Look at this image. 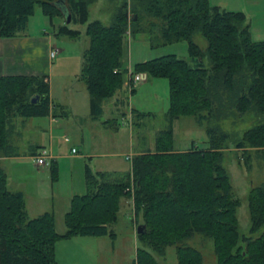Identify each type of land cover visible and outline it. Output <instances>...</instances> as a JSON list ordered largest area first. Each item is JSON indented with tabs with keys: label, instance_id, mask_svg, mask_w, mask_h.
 <instances>
[{
	"label": "trees",
	"instance_id": "trees-1",
	"mask_svg": "<svg viewBox=\"0 0 264 264\" xmlns=\"http://www.w3.org/2000/svg\"><path fill=\"white\" fill-rule=\"evenodd\" d=\"M95 1L0 0V38L24 36L37 5L51 21L69 14L72 22L87 24L90 47L82 79L94 119L103 113V102L123 89L129 71L128 35L147 32L160 36L163 45L187 42L190 60L168 55L132 69L169 81V128L157 135L153 151L133 157L131 172L120 173L116 180H111V173L86 168L89 190L72 198L64 234L57 232L53 213L29 218L24 194L9 190L7 174L0 167V264H57L56 244L61 240L113 238L111 226L118 221L121 201L131 196V184L135 213L142 220L139 226H146L137 238L141 244L137 264H159L156 256L169 247H175L178 264H203L202 252L186 244L196 236L213 241L217 264H264V183L249 192L250 236H242L237 215L241 202L234 197L223 164L231 133L210 127L208 148L182 151L175 149L173 128L175 120L184 117L222 123L252 116L258 122L243 133L236 148L248 160L250 152L264 160V41L253 40L243 12L214 7L209 0H122L109 26L100 20L88 22L89 6ZM60 34L80 35L66 26ZM197 34L206 40L205 50L195 43ZM50 113L47 77H0V159L12 157L13 118ZM142 116L137 115L136 126ZM50 170L56 180L54 160Z\"/></svg>",
	"mask_w": 264,
	"mask_h": 264
},
{
	"label": "rangeland",
	"instance_id": "rangeland-1",
	"mask_svg": "<svg viewBox=\"0 0 264 264\" xmlns=\"http://www.w3.org/2000/svg\"><path fill=\"white\" fill-rule=\"evenodd\" d=\"M121 4L122 0L95 1L89 6L88 22L100 20L106 26L111 25L113 16ZM261 8L260 13H264V7ZM128 15L131 17L130 12ZM64 26L78 31L80 35L78 37L61 35L60 29ZM26 32L31 35L38 32L50 35L55 48L62 51L53 62L55 74L52 78L50 96L55 104L51 105L56 115L62 114L64 111L62 107L65 105L71 106L74 114H70L68 123H64L67 118H60L58 121L62 126L55 125L52 128L48 116L13 118L9 132L12 158L0 161V167L7 174L10 191L21 192L23 190L27 196H34L38 192L43 193L45 200L42 203L46 208L54 201L57 208L56 230L59 234H64L67 231L64 220L65 205L68 206L70 199L74 196L88 193L87 167L96 173L100 168H109L107 163L112 161L114 163L112 168L123 169L110 171L113 175L111 180H116L122 171L130 169L127 155L135 157L139 150H154L157 135L167 130L170 125L167 116L171 105L170 85L165 78L149 77L148 82L146 81V84L140 86L139 90L131 95L132 107L144 115L136 126L135 114H133V129L127 123L130 113L128 100L125 105H121L116 110L112 106L110 108L111 100H107L103 104L104 111L100 118L93 120L89 109L90 94L82 79L85 54L90 47V38L86 33L87 24L69 22L68 15L57 17L52 22L44 15L41 6L37 5L35 15L30 18ZM194 41L202 50L207 48V42L201 35L197 34ZM125 54L126 62L129 64L130 59L129 66L132 69L138 63L168 55L190 60L187 42L163 45L160 36L154 34L151 36L147 32L128 35ZM204 63L207 68H210L208 58H205ZM257 122L258 120L254 121L252 116L222 123L184 117L175 120L173 125L175 149L182 151L192 146L199 149L208 148L207 129L210 127L219 126L231 133L233 140L225 151L223 164L231 178L234 197L241 202L237 215L242 236H250L248 195L251 188L264 183V160L255 152H250L248 160L243 155V151L237 150L236 143L243 133ZM51 137L53 140L52 156L58 164L56 180L53 179L50 170L52 161L46 167L38 168L31 155L35 150L34 146L43 145L50 151ZM66 137L70 142L65 141ZM72 148H76L79 152L78 156L71 152ZM88 154L96 157L88 158ZM106 154H114L115 157H103ZM141 221L137 219L134 192H131L129 198L121 201L118 221L111 226V230L115 233L113 238L110 236L74 237L60 241L56 244L57 264H137V250L141 247L137 239L138 227ZM257 236L259 234L255 235ZM84 239L97 241L94 247L100 251V261L96 260L92 254H88L92 247L88 244L86 248ZM186 244L202 252L203 264H217L211 239L196 236L188 240ZM240 245L244 246L242 242ZM156 257L159 264H178L175 247L167 248L164 255Z\"/></svg>",
	"mask_w": 264,
	"mask_h": 264
},
{
	"label": "crops",
	"instance_id": "crops-1",
	"mask_svg": "<svg viewBox=\"0 0 264 264\" xmlns=\"http://www.w3.org/2000/svg\"><path fill=\"white\" fill-rule=\"evenodd\" d=\"M209 1H210V4L212 6L219 7L223 10L233 11V12H243L247 17V23L250 27V32H251V36H252L253 40L254 41H264V13L263 12L260 13V10L262 11L261 7H264V0H209ZM54 48H55V46L53 44L52 38L50 37V35L44 34V32H38L35 35H31V34L26 32V34L24 36H20V37H16V38H5V39L0 38V77H3V76H41V77H47L48 83L50 85V95H51L52 94V85H51L52 84V78L55 74L53 62L57 59V58L54 60L50 59L51 50ZM61 52L62 51L59 49V54ZM129 64H130V59H129ZM129 64L127 63V66L129 69L132 70V68L129 66ZM146 81L148 82V76H147ZM146 81L136 88V92H137V90H139L138 88L140 86L147 83ZM126 82H127V75L125 76L123 89L121 91H119L113 98L108 99V100H111L110 108L112 106L113 109L116 110L121 105H125L126 98L128 97V101L130 100L129 101V109L133 114H135V122L137 123V115H139L140 113L137 112L134 107H132L131 97L129 98L128 90L126 87ZM50 98H51V96H50ZM106 101H104L103 104ZM51 104L53 106L55 104V101L52 98H51ZM52 105H51V113L48 116L51 128L54 127L55 125L62 126L61 122L58 121L60 118L61 119L67 118L66 120H64V123H68L69 122L68 118L70 117V114H74V111L71 108V106L67 107L66 105L65 106L63 105L64 107H62V108L64 109L63 113L65 114V116H62V114L59 116V115L55 114V112H54L55 109L54 108L52 109ZM89 107H90V102H89ZM90 114H91V112H90ZM92 119L98 120V119H94L93 117H92ZM129 126H131L133 129L132 125H129ZM83 144H84V141H83ZM52 148H53V140L51 137L50 142H49L50 151H48L46 149V147H44L43 145L34 146L33 149H35V150L33 151V153L31 155H32V157H34L35 155H37L39 153L40 150H43V149L47 150L51 155H53L52 154ZM73 149H76V148H72L71 152ZM151 151H153V150H151ZM142 152H144V150H139V152L137 154L142 153ZM78 153L79 152L77 151V153H73V154L78 156ZM87 157L93 159L96 156H92V155L88 154ZM97 157H99V156H97ZM103 157L113 158V157H115V155L114 154H109V155L106 154V155H103ZM128 157L133 158V156L127 155V160L130 162V169L127 171H122L121 173L131 172V170H132V161L130 159H128ZM10 158H12V157H3L0 159V161L10 159ZM53 160L54 159H52V161ZM54 161H55V164H56L57 170H58L57 161L56 160H54ZM92 162L93 161H91V163ZM107 165L109 166V168H100L99 170H97L96 173H99V172L110 173V171H121V170H123V169H119V168H112V167H114L113 166L114 163L112 161H110V162L108 161ZM36 167L43 168L41 166H38L37 164H36ZM21 192L25 196L26 208H27L29 218L35 219V218H38V217L44 215L45 213H53L55 216V220H56L57 208L55 207L54 201L51 202V206H48L46 208V206L43 207V203H42L45 200V199H43L45 197L42 196L43 193L40 194L38 192L34 196L33 195L27 196L23 190H21ZM53 200H55V199H53ZM71 200H72V198L70 199L68 206L65 205L64 218H65L66 213L70 209ZM67 240H70V239H67ZM84 240H85L84 245L86 246V248L88 247V244H90L89 247H92L91 249H89L88 254H92L96 260L100 261V259H101L100 251H99V249H97V247L96 248L94 247L95 246L94 244L97 241H91L88 239H84ZM61 241H65V240H61Z\"/></svg>",
	"mask_w": 264,
	"mask_h": 264
},
{
	"label": "built area",
	"instance_id": "built-area-1",
	"mask_svg": "<svg viewBox=\"0 0 264 264\" xmlns=\"http://www.w3.org/2000/svg\"><path fill=\"white\" fill-rule=\"evenodd\" d=\"M58 55H59V49L54 48V49L51 50L50 59L54 60V59H56L58 57ZM146 80H147V75L146 74L133 73V71L131 69H129L128 74H127V82H126V87H127V90H128L129 98L132 95V91L134 89H136L139 85L144 83ZM127 123L129 125H132V123H133V113L131 111L129 113V119L127 120ZM65 141L69 142L70 140H69L68 137H66ZM72 153H77V150L73 149ZM34 159H35V162H36V164L38 166L45 167V166L48 165L49 162L52 161L53 157L47 150L43 149V150H40L39 153L34 156ZM128 159H130L132 161L131 157H128ZM130 191L132 193L134 192V187L133 186L130 188Z\"/></svg>",
	"mask_w": 264,
	"mask_h": 264
},
{
	"label": "water",
	"instance_id": "water-1",
	"mask_svg": "<svg viewBox=\"0 0 264 264\" xmlns=\"http://www.w3.org/2000/svg\"><path fill=\"white\" fill-rule=\"evenodd\" d=\"M68 15V21L70 22L71 21V16L69 14H66ZM127 16H128V13H127ZM137 20V17L135 18V21ZM32 102H36V99H33ZM145 229H146V226L143 225V226H139L138 227V234H143L145 232Z\"/></svg>",
	"mask_w": 264,
	"mask_h": 264
}]
</instances>
